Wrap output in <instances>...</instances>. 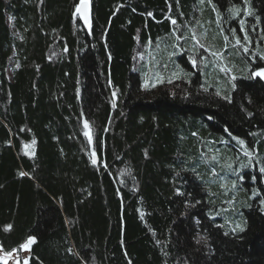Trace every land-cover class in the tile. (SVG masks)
Returning a JSON list of instances; mask_svg holds the SVG:
<instances>
[{"label":"trees","instance_id":"obj_1","mask_svg":"<svg viewBox=\"0 0 264 264\" xmlns=\"http://www.w3.org/2000/svg\"><path fill=\"white\" fill-rule=\"evenodd\" d=\"M88 1L90 24L80 0H0V246L35 236L29 264H264V0Z\"/></svg>","mask_w":264,"mask_h":264},{"label":"snow or ice","instance_id":"obj_2","mask_svg":"<svg viewBox=\"0 0 264 264\" xmlns=\"http://www.w3.org/2000/svg\"><path fill=\"white\" fill-rule=\"evenodd\" d=\"M177 2H178V0H177ZM201 2H203V0H201ZM208 3L211 4L212 0H208ZM242 4L244 5L243 8L240 7V6H237V5H233L232 8L229 9V11L232 12V14L234 16H239L241 14V12H244L247 15H252V11L250 9L248 0H242ZM82 9H83V13H82L83 14V18L85 19V21H87L88 20V16H87L88 0H80V4L77 5L76 12L77 13H81ZM213 10L216 11V6L215 5H213ZM148 15H151V13H149ZM219 15H220V13L217 12V16L218 17H219ZM257 19H259V18H257ZM171 23L173 25H175L176 24V20L173 19L171 21ZM244 23H245L244 20H240L241 31L244 33L243 41L244 42H250L248 33H247V31L244 30V27H243ZM232 31H233V33L235 32V30H232ZM192 38L196 39L195 35H193ZM178 39H179V37H178ZM224 39L227 41L228 37L225 36ZM244 42H242V40L239 37H236V45H239L245 53H248L249 49H248L246 43H244ZM197 43H199V41H197ZM199 46L202 49L205 48V46L203 44H200ZM205 51H208V49H205ZM210 55L215 56V57H217L218 59H221V60H223V58H224L223 54L219 53V52H211ZM260 58L264 59V56H261ZM192 64H193V66H195L196 65V61L193 60ZM221 70L224 71V72H230V69H228L227 67H224ZM252 77L253 78L259 77L260 79L264 80V67H261V68H259L256 71H253L252 72ZM231 79L235 80L236 77L232 76ZM169 82H171V81H169ZM145 86H147V85H145ZM233 88H235V85H233ZM217 95H219V93H217ZM224 99H229V98L228 97H224ZM85 127H87V124H85ZM85 134L87 135V133H85ZM34 143H35V141H33V144ZM239 143L241 145H243L244 142L241 140V141H239ZM25 147L27 148L29 146L25 145ZM246 154H248V153H246ZM95 162L96 161L93 160V163H95ZM261 171L264 172V169H261ZM25 175H26V173H24V172L20 173V176H25ZM233 187H235V182L233 183ZM177 194H180V193L178 192ZM261 204H264V201H261ZM141 216H143V214H141ZM12 227L13 226L11 224H8V225H6L4 227V231H10L12 229ZM237 230L243 232L245 229L241 225L237 224L235 226V228H233V232H235ZM203 239H204V237H200L199 239L196 240V243H200V241L203 240ZM36 242H37V238L35 236L29 235L27 237V239L23 243H21L18 246V248L15 249L14 251H11V252L10 251H5L3 249V247L0 246V253H3L2 255H0V262H2V264H8V261L10 259H14L16 261V264H21L20 258H18L15 255V253L19 252V251L30 252L31 251V246L34 245ZM23 264H29V259L28 258H24L23 259Z\"/></svg>","mask_w":264,"mask_h":264},{"label":"rangeland","instance_id":"obj_3","mask_svg":"<svg viewBox=\"0 0 264 264\" xmlns=\"http://www.w3.org/2000/svg\"><path fill=\"white\" fill-rule=\"evenodd\" d=\"M196 37V39L198 40L199 38L197 37V36H195ZM196 39H193V42H195L196 43ZM200 43V42H199ZM196 48H197V46H196ZM198 49V48H197ZM201 51V50H200ZM199 51V52H200ZM152 51H150V53H151ZM201 53V52H200ZM200 53H198V55L195 53V54H193V55H191V56H197V57H200L201 55H200ZM205 54L206 53H204L203 54V57H205ZM139 58H140V60H142V61H145L146 59L145 58H147V56H145L144 54H142V55H139ZM192 58V57H191ZM201 60H202V58H201ZM3 253H0V255H2ZM15 255L18 257V258H20V260H21V264H23V259L24 258H30V256H31V251L30 252H23V251H20V252H16L15 253ZM1 264H2V262H0ZM8 264H16V261L14 260V259H10L9 261H8Z\"/></svg>","mask_w":264,"mask_h":264},{"label":"water","instance_id":"obj_4","mask_svg":"<svg viewBox=\"0 0 264 264\" xmlns=\"http://www.w3.org/2000/svg\"><path fill=\"white\" fill-rule=\"evenodd\" d=\"M83 9L81 10V13H78V15H79V17H80V19L82 20V22L84 23V24H90V22H91V6H90V2L88 1V10H87V16H88V20L87 21H85V19L83 18ZM263 82H264V80H263Z\"/></svg>","mask_w":264,"mask_h":264}]
</instances>
